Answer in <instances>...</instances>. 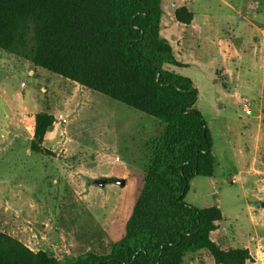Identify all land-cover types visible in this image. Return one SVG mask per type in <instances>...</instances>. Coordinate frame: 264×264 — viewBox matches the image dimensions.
<instances>
[{
  "label": "rangeland",
  "instance_id": "374dc122",
  "mask_svg": "<svg viewBox=\"0 0 264 264\" xmlns=\"http://www.w3.org/2000/svg\"><path fill=\"white\" fill-rule=\"evenodd\" d=\"M165 2L161 34L183 64L166 68L192 79L216 157L214 175L194 177L185 201L219 206L216 239L243 247L264 237V194L238 164L239 150L264 135V0ZM181 6L194 13V29L166 30ZM41 111L56 121L39 153L32 141ZM162 129L155 117L0 49V230L67 264L107 254L125 233ZM184 264L215 263L202 250Z\"/></svg>",
  "mask_w": 264,
  "mask_h": 264
},
{
  "label": "trees",
  "instance_id": "16d2710c",
  "mask_svg": "<svg viewBox=\"0 0 264 264\" xmlns=\"http://www.w3.org/2000/svg\"><path fill=\"white\" fill-rule=\"evenodd\" d=\"M165 12V0H0L1 50L163 123L124 235L107 254L88 251L69 264H184L202 250L215 264L253 261L247 248L224 249L212 238L219 206L185 201L194 177L214 175L216 157L192 79L166 68L183 64L161 34ZM175 17L190 24L194 13L181 6ZM55 121L35 115V152ZM0 264L67 263L0 230Z\"/></svg>",
  "mask_w": 264,
  "mask_h": 264
},
{
  "label": "crops",
  "instance_id": "0c3cea01",
  "mask_svg": "<svg viewBox=\"0 0 264 264\" xmlns=\"http://www.w3.org/2000/svg\"><path fill=\"white\" fill-rule=\"evenodd\" d=\"M189 8V5L187 6ZM167 10V6H166ZM164 16V15H163ZM167 25H170L172 28H177L182 26V30L184 26L190 27L194 29L195 22L194 18L190 24H184L179 22L177 19L175 21H169L166 24V30L171 29ZM173 30V29H172ZM172 44V41H170ZM261 116H259L260 118ZM262 127V126H261ZM263 148H264V135L262 130L259 131L254 145L252 148H248L247 150L241 148L239 150V159L238 164L241 165L243 169L241 172H245L247 174L248 181L253 183L256 187L257 191L260 194H264V156H263ZM264 198H261V206L264 207ZM220 234L222 237V228L220 227V221H218V228L212 232V238L220 244V246L224 249H229V245H225L224 241L220 239H216L215 235ZM238 248H247L250 251V254L253 258L251 264H260L259 260H264V237H259L258 235L252 236L249 241L243 246ZM256 255V256H255ZM257 260V261H254ZM249 262H247L248 264Z\"/></svg>",
  "mask_w": 264,
  "mask_h": 264
},
{
  "label": "water",
  "instance_id": "95a60500",
  "mask_svg": "<svg viewBox=\"0 0 264 264\" xmlns=\"http://www.w3.org/2000/svg\"><path fill=\"white\" fill-rule=\"evenodd\" d=\"M118 181L121 183V184H125L126 183V180L125 179H118ZM100 183L104 184L105 180H100L99 181ZM264 202H262L263 204Z\"/></svg>",
  "mask_w": 264,
  "mask_h": 264
},
{
  "label": "built area",
  "instance_id": "2783aa9c",
  "mask_svg": "<svg viewBox=\"0 0 264 264\" xmlns=\"http://www.w3.org/2000/svg\"><path fill=\"white\" fill-rule=\"evenodd\" d=\"M246 111H247V113H249L250 112L249 108H247ZM236 181H237V179L235 177H233L232 182H236ZM263 252H264V250H263Z\"/></svg>",
  "mask_w": 264,
  "mask_h": 264
}]
</instances>
